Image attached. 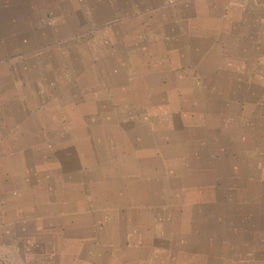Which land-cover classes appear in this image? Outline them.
<instances>
[{"label":"rangeland","instance_id":"1","mask_svg":"<svg viewBox=\"0 0 264 264\" xmlns=\"http://www.w3.org/2000/svg\"><path fill=\"white\" fill-rule=\"evenodd\" d=\"M130 16L107 14L99 24L91 15L88 26L74 30L72 46L45 41L36 77L0 86V119H10L11 155L19 153L27 179L40 185L42 215L56 206L61 217L71 206V192L78 207L89 205L84 212L100 211L101 228H125L138 264H263L257 259L264 255L255 252L221 259L231 255L227 246L243 227L242 202L256 203L252 195L242 198V188L247 193L252 185L264 187L258 140H242L244 127L232 129L222 119L214 126V143L201 128L187 125L210 112L187 100L182 86L170 87L165 76L158 86L147 82L157 73L186 69L173 57H182L179 47L155 54L159 40L149 34L147 15H132L136 30L125 24ZM143 66L150 72L146 77ZM117 68L118 85L106 79ZM238 105L241 110L243 103ZM13 205L8 220L0 215V231L9 232L8 240L0 239V264L29 261L21 252L28 239L23 214L14 213ZM28 210L26 219L38 218L33 206Z\"/></svg>","mask_w":264,"mask_h":264},{"label":"crops","instance_id":"2","mask_svg":"<svg viewBox=\"0 0 264 264\" xmlns=\"http://www.w3.org/2000/svg\"><path fill=\"white\" fill-rule=\"evenodd\" d=\"M138 13L147 15L146 22L152 25V31L148 32L151 38L159 40L153 52L177 45L182 57L173 52L174 59L186 62L182 72L166 70L149 76L147 82L158 86L165 76L170 87L182 86L187 100H196L202 109L209 111L207 115L200 112L199 119L187 125L195 130L201 128L211 143L216 139L219 119L231 123L232 129L244 127L241 139L258 140V157L263 156L264 166V0H0V86L9 87L13 78L36 77L41 70L45 41L54 39L60 41L59 45L72 46L74 30L79 24L88 26L91 15L100 24L107 14H129L130 21L125 24L136 30L137 19L132 15ZM137 50L142 52L140 48ZM27 67H33V72L26 74ZM142 71L145 77L150 73L144 66ZM120 72L117 68L115 75L106 77L107 81L111 79L118 85ZM196 77L207 80L198 84L194 81ZM237 100L243 103L241 110ZM10 135V119L5 116L0 119V215H6L8 220L14 203L13 212L21 217L23 214L20 223L28 246L25 244L21 252L23 257L29 255V261L24 257L20 264H138L137 247L131 245L125 228L116 229L110 224L101 228L100 211L84 212L89 205L78 207L71 192V206L61 217H57L56 206L42 215L44 194L40 185L27 179L25 160L19 153L11 155ZM232 164L229 166L236 167ZM243 169L252 171L247 165ZM252 186L247 193L242 188V198L243 194L252 195L256 203L242 202L243 227L231 239L234 244L227 246V254L241 251L243 255L250 252L264 255V196L260 198L264 187ZM11 191H15V198ZM28 206L34 207L38 218L26 219L32 213ZM7 233L0 231L1 241L7 236L8 240ZM4 248L3 245L2 257ZM230 257L232 254L221 259L227 262ZM257 261L264 264V257Z\"/></svg>","mask_w":264,"mask_h":264}]
</instances>
